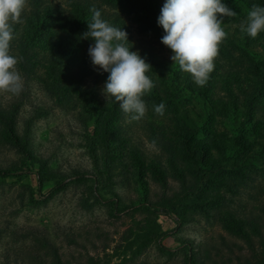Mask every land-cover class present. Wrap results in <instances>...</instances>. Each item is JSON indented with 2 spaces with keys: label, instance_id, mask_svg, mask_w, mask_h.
<instances>
[{
  "label": "rangeland",
  "instance_id": "rangeland-1",
  "mask_svg": "<svg viewBox=\"0 0 264 264\" xmlns=\"http://www.w3.org/2000/svg\"><path fill=\"white\" fill-rule=\"evenodd\" d=\"M117 1L27 0L12 25L24 88L0 92V167L13 172L0 177V264H54L53 248L64 264H201L200 249L209 264H264V32L241 31L264 0H224L237 14L220 17L226 38L204 86L161 43L164 0ZM92 8L152 66L139 121L103 94L108 73L82 39ZM210 164L227 170L197 193L189 185Z\"/></svg>",
  "mask_w": 264,
  "mask_h": 264
},
{
  "label": "clouds",
  "instance_id": "clouds-1",
  "mask_svg": "<svg viewBox=\"0 0 264 264\" xmlns=\"http://www.w3.org/2000/svg\"><path fill=\"white\" fill-rule=\"evenodd\" d=\"M27 0H0V92L19 95L24 88L18 69L19 59L10 54L13 24L23 23ZM91 20L82 39L91 40L88 55L95 69L108 73L103 94L114 98L120 109L134 121L148 111L144 97L155 87L147 73L152 68L146 58L133 51L128 34L102 18L99 9L92 8ZM236 12L224 0H164L157 24L163 29L161 43L172 52L173 65L191 74L197 86H204L215 68L219 45L226 38L220 17H234ZM241 31L251 38L264 32V6L254 4L241 25ZM165 104L153 105L159 116L165 114Z\"/></svg>",
  "mask_w": 264,
  "mask_h": 264
},
{
  "label": "trees",
  "instance_id": "trees-1",
  "mask_svg": "<svg viewBox=\"0 0 264 264\" xmlns=\"http://www.w3.org/2000/svg\"><path fill=\"white\" fill-rule=\"evenodd\" d=\"M123 2L125 4L126 1H129V2H132V1H135L136 3H138L139 5H142L143 6V1L145 3H147L146 0H118L117 2ZM122 3V4H123ZM129 6H132L130 3H129ZM145 6H148V3L145 4ZM144 10L147 11V9L144 7ZM81 14H83V11H79ZM64 22V21H63ZM67 22V21H66ZM82 22H85L83 19H82ZM67 24H73V25H77V24H81V21L78 22L77 19H74L73 21L72 20H69L67 22ZM257 75L258 76H261L262 78H260L261 80V86L264 85V75L263 73H258L257 72ZM247 108V111L245 112V117L247 120H251V116H252V113H253V109H252V106L251 104H247L246 106ZM12 135L14 136L15 134L12 133ZM16 138V142H15V146H16V149L17 150H21L22 152H27L29 155H31L33 157V154H32V149L29 148V144H27V142H22L20 140V137H18L17 135L14 136ZM225 170H227L226 166L223 165V164H219V165H214V164H210V165H207L205 166L204 168L203 167H199V171L197 173V179H195V181H192V183L189 185L191 188L193 187V189H195L198 192H201L202 191V187L200 185H206V183L208 182V179L211 178V177H216V176H221ZM13 174V172L7 168H2L0 167V177H9ZM183 184V189L184 191L188 190V184L185 180H183L182 182ZM90 240V239H89ZM71 242L74 243V244H79L80 242L78 241V239H75L74 237H71ZM200 252V259H201V264H209V258L207 257V254L202 250L200 249L199 250ZM36 263H40V261L36 258L33 259ZM93 260V259H92ZM53 263L54 264H64L62 262V259L61 257L59 256V253H58V250L57 249H54L53 248Z\"/></svg>",
  "mask_w": 264,
  "mask_h": 264
}]
</instances>
